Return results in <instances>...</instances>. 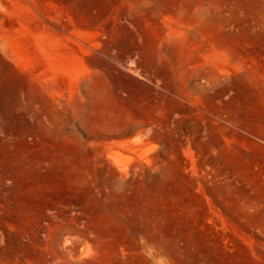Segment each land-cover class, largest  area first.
<instances>
[{"label":"rangeland","instance_id":"rangeland-1","mask_svg":"<svg viewBox=\"0 0 264 264\" xmlns=\"http://www.w3.org/2000/svg\"><path fill=\"white\" fill-rule=\"evenodd\" d=\"M0 264H264V0H0Z\"/></svg>","mask_w":264,"mask_h":264},{"label":"crops","instance_id":"crops-1","mask_svg":"<svg viewBox=\"0 0 264 264\" xmlns=\"http://www.w3.org/2000/svg\"><path fill=\"white\" fill-rule=\"evenodd\" d=\"M53 67L56 68L57 71H68L71 65L69 61V54L68 52H64L63 50H57L56 54L54 55ZM74 64L75 61H72ZM77 66H80V55H77Z\"/></svg>","mask_w":264,"mask_h":264}]
</instances>
